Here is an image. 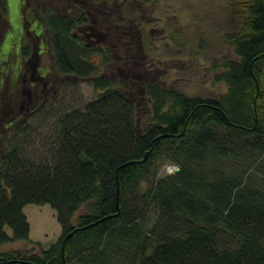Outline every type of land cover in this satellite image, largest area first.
Here are the masks:
<instances>
[{"label": "trees", "instance_id": "1", "mask_svg": "<svg viewBox=\"0 0 264 264\" xmlns=\"http://www.w3.org/2000/svg\"><path fill=\"white\" fill-rule=\"evenodd\" d=\"M111 1L71 0L69 7L44 8L41 14L27 5L22 10L32 42L46 44L54 79L67 86L88 82L98 94L61 116L32 160L23 155L30 124L4 126L3 142L12 146L0 154V248L29 240L27 205L54 210L61 233L38 253L0 250V264H264V0L229 2L224 43L236 60L221 59L216 66L214 82L226 92L215 100L107 78L101 69L114 64L111 48L87 43L80 29L95 18L97 28L102 24L107 37L124 47L141 44L139 32L119 22L132 20L123 13L133 12L135 3L141 12V0L108 8ZM34 24L38 36L29 30ZM10 29L6 0H0V53ZM22 38L3 56L28 57L31 47ZM95 56L99 66L91 61ZM8 65L14 71L12 101L17 65ZM135 84L136 96L149 103L144 123L137 121L130 93ZM168 166L177 172L160 176Z\"/></svg>", "mask_w": 264, "mask_h": 264}, {"label": "rangeland", "instance_id": "2", "mask_svg": "<svg viewBox=\"0 0 264 264\" xmlns=\"http://www.w3.org/2000/svg\"><path fill=\"white\" fill-rule=\"evenodd\" d=\"M70 1L6 0L11 29L3 37L1 46H4L0 53V62L3 61L2 58H6L3 54L10 43H17L21 37H23L21 39L23 45L29 43V34L22 24V10L26 5L32 9V12L37 11L41 14L44 8L69 7L72 4ZM74 1L78 2V0ZM130 1L135 3L134 0ZM141 2V4L138 2V5H141V12H138L137 3H135L133 12L130 11L131 9H126L123 13L125 18L131 17L130 20L134 22L132 20L122 22L124 19H119L120 24L123 23L129 32L135 30L137 35L139 32L137 41L141 42L140 45L136 43L130 44L129 48L124 47L123 41L107 37L105 28L101 24V31L105 36L101 35L104 38L99 40L97 45L107 44L114 57L112 68H102V73L113 81L124 77L123 79L128 80L129 83L131 81L141 84L144 82L157 83L165 88H173L185 97L215 100L223 95L226 87L222 83L214 82V76L219 73L215 68L221 59L236 60L233 50L224 43L229 35L228 5L230 0H141ZM120 3L122 0H114L107 5L110 8L112 4L118 6ZM86 25L99 27L95 18L92 19L91 24ZM36 26V24L32 25L29 30L38 36L41 31L35 28ZM20 30H22V35L19 38ZM86 32L90 33L88 30ZM36 41L40 42V40ZM41 43L46 48L45 42L41 40ZM18 58L17 55L11 54L3 63L6 71L1 75L0 83V154L2 150L7 151L12 146L9 142H3L4 135L8 132L4 127L6 123L14 121L16 125L24 127L23 123L26 121L30 124V130L34 131L28 130L31 137L27 141L29 145L24 147L23 155L26 160H32L35 157L34 153H42L41 139L51 133L56 121L64 114L82 109L88 103L95 101L98 92L94 91L88 82L67 86L64 85V80H55L56 85L53 89L56 93L48 94L45 100L44 98L33 100L31 102L33 107L29 113L26 110L28 107L26 96L23 97V103L20 101L22 86L19 83L20 60ZM51 59L50 53L46 51L44 62L52 65ZM128 59L132 63L126 64ZM91 61L97 66L101 62L96 56ZM8 64H13V68L17 65L15 71L19 83L18 91L12 101L8 100V95L14 71H11ZM131 83L130 86H132ZM134 88L135 90L130 93L135 95L133 97L137 107V121L144 123L149 118L148 99L143 94L138 98L136 96L138 86L135 84ZM22 89L26 94L28 91H34L27 86H23ZM7 103L9 104L6 106ZM40 122L42 125L39 124ZM23 137L21 135L15 139L21 140ZM45 156L46 153L43 157ZM166 172H168V167H163L159 175L162 176ZM85 212L86 210L83 209L80 214ZM23 214L29 224V240L9 243L0 250H24L38 253L57 241L61 230L56 221L55 212L49 206L27 205L23 208ZM152 218L151 215L150 220Z\"/></svg>", "mask_w": 264, "mask_h": 264}, {"label": "flooded vegetation", "instance_id": "3", "mask_svg": "<svg viewBox=\"0 0 264 264\" xmlns=\"http://www.w3.org/2000/svg\"><path fill=\"white\" fill-rule=\"evenodd\" d=\"M90 33H87L86 31ZM101 30L97 29L94 25L85 26L84 28L80 29L79 35L85 39V41L89 44L97 45L99 40H103L102 36L104 32H100ZM27 32V31H26ZM29 34V32H27ZM29 43L31 50L30 55L28 57H21L20 53H18L19 57V67H20V79L19 83L20 86H27L30 89H34V91H28V94L23 92L21 88V102L23 103V97L26 96L28 101L27 111L29 112L32 110L31 102L34 100H38L39 98L47 99L48 94L56 93V90L53 87L56 85L54 79V67L53 64H49L48 62H44V55L46 54L47 49L42 46L41 40L36 41L33 43V35L29 34ZM92 39H91V38ZM41 43V45H39ZM25 45V44H24ZM48 52V51H47ZM25 59V60H24ZM52 61V59H51ZM18 83V84H19ZM19 88V86H18ZM42 100V101H44ZM21 103V104H22ZM34 104V102H33ZM21 111V108L19 109ZM18 110V111H19ZM19 111V112H20ZM30 113V112H29ZM20 114V113H19Z\"/></svg>", "mask_w": 264, "mask_h": 264}, {"label": "water", "instance_id": "4", "mask_svg": "<svg viewBox=\"0 0 264 264\" xmlns=\"http://www.w3.org/2000/svg\"><path fill=\"white\" fill-rule=\"evenodd\" d=\"M148 155H149L148 152L144 155L143 159L141 160L142 163H144V162L147 160ZM129 164H131V163H129ZM174 172L176 173V172H177V169H176ZM110 218H111V216H109V217H105V218L101 219L99 222H103V221H105V220H107V219H110ZM72 235H73V233H70V234H68L66 237H64V239H63V241H62V250H63V248H64V246H65V243L67 242V240H68Z\"/></svg>", "mask_w": 264, "mask_h": 264}, {"label": "built area", "instance_id": "5", "mask_svg": "<svg viewBox=\"0 0 264 264\" xmlns=\"http://www.w3.org/2000/svg\"><path fill=\"white\" fill-rule=\"evenodd\" d=\"M167 168V167H166ZM177 168L174 166H168V172L167 173H172L176 170Z\"/></svg>", "mask_w": 264, "mask_h": 264}]
</instances>
